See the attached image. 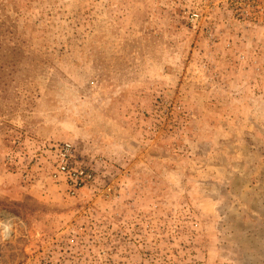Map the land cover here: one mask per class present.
<instances>
[{
  "label": "rangeland",
  "instance_id": "1",
  "mask_svg": "<svg viewBox=\"0 0 264 264\" xmlns=\"http://www.w3.org/2000/svg\"><path fill=\"white\" fill-rule=\"evenodd\" d=\"M243 8L0 0V264H264V1ZM64 143L94 174L76 196Z\"/></svg>",
  "mask_w": 264,
  "mask_h": 264
},
{
  "label": "built area",
  "instance_id": "2",
  "mask_svg": "<svg viewBox=\"0 0 264 264\" xmlns=\"http://www.w3.org/2000/svg\"><path fill=\"white\" fill-rule=\"evenodd\" d=\"M261 1L264 0H202L205 9L190 12V19L192 22H197L203 19L202 14H209L221 8H241L240 11L243 14L245 10L243 6ZM75 154L74 146L71 143L62 144L58 150L57 167L53 174L55 179L65 181L70 196H76L94 179L91 169L77 164Z\"/></svg>",
  "mask_w": 264,
  "mask_h": 264
},
{
  "label": "trees",
  "instance_id": "3",
  "mask_svg": "<svg viewBox=\"0 0 264 264\" xmlns=\"http://www.w3.org/2000/svg\"><path fill=\"white\" fill-rule=\"evenodd\" d=\"M14 205H18V204H14Z\"/></svg>",
  "mask_w": 264,
  "mask_h": 264
}]
</instances>
